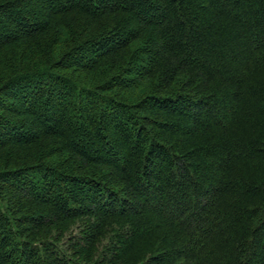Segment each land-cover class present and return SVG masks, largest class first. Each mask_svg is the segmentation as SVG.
I'll use <instances>...</instances> for the list:
<instances>
[{"label":"trees","instance_id":"1","mask_svg":"<svg viewBox=\"0 0 264 264\" xmlns=\"http://www.w3.org/2000/svg\"><path fill=\"white\" fill-rule=\"evenodd\" d=\"M0 264H264V0H0Z\"/></svg>","mask_w":264,"mask_h":264}]
</instances>
